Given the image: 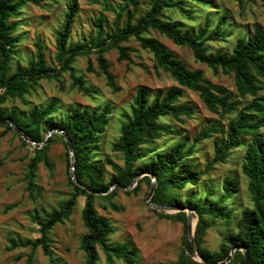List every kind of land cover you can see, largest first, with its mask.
I'll list each match as a JSON object with an SVG mask.
<instances>
[{"label": "trees", "instance_id": "trees-1", "mask_svg": "<svg viewBox=\"0 0 264 264\" xmlns=\"http://www.w3.org/2000/svg\"><path fill=\"white\" fill-rule=\"evenodd\" d=\"M44 0H0V120L12 122L30 140L40 144L46 141L45 135L53 130H64L74 151V174L79 183L86 189L78 186L70 177L73 194L58 208L46 213L43 219H37L39 237L35 240L11 239L8 250L18 248H31L26 264H35L33 253L40 248L43 255L52 257L51 231L57 224L68 220L74 212L79 198L85 199L83 220L87 233L82 240V249L87 254L86 264L99 262L98 247L103 251L108 264H116V260L124 264L137 262V250L128 242H112L111 236L116 232L112 222L99 216L95 208L97 200L101 199L111 205L113 209L120 207L112 203L118 191L128 187L141 173L151 174L157 184L153 202L159 205L185 206L191 208L197 217L195 230V245L191 247L192 257L199 255L206 263H219L224 261L233 248H246L248 264H264V29L257 26L253 33L234 39L229 50H216L210 52V43L226 42L233 35V30H228L227 14L217 22L211 23L207 19L203 26L195 31H185L176 22L172 21L167 11L177 12L184 18L194 21V13L199 9H213L217 0H155L151 9L143 16L136 18V0H124L126 7L122 9L114 20L112 33L103 39V25L105 20L98 18L95 22L97 28V45L116 47L119 51L118 61L130 60V47L120 46L123 41L135 37L140 47L148 50L153 55L154 68L162 69L178 83L179 86L171 87L164 95L157 94L150 100V93L146 87L138 89L137 96L129 112H123L125 123L119 138L113 144V150L124 155V165L119 166L111 159L114 174L109 181L104 179V167L95 160L100 150V136L105 133L110 124L112 114L111 106L106 105L101 111L75 108L67 111L62 117L55 119L56 103L44 108H33L26 118L18 116L15 112L7 113L2 105L8 98H23L29 89L37 85L42 79L58 78L63 72H69L73 87L85 95L91 93L85 81L74 72L73 63L82 55H88L90 49L86 45H69L74 20L79 12V0H70L66 16L60 29L56 32L57 62L59 68L47 65L45 54L37 45L35 60L28 66L11 73L12 60L16 54V47L20 42L15 33L18 30L22 11L27 4L39 5ZM240 6L244 0H236ZM264 2V0H263ZM130 8V9H129ZM218 10L209 13H218ZM124 21L122 25V17ZM154 30L171 40L175 45L189 48L197 62L205 64L216 74L221 72L232 75L239 98L252 97L250 104L238 112L236 118L231 119L227 128L222 123L212 125L198 133L189 146L186 141H179L170 149L157 152L155 148L148 147V142H154L163 135L181 136V130L172 129L170 124L161 121L170 116L179 123H184L185 118H191L193 108L187 103H182L183 89L197 92L203 104L212 112L223 118L236 111L239 101H232L234 94L225 87L214 84L207 79L201 70H190L179 60L177 54L169 50L158 40L146 36ZM94 41V40H93ZM98 56L99 68L107 80V86L114 92L119 91L115 78L111 74L108 61L102 55ZM91 64L88 70L91 71ZM0 126L18 133L9 125L0 122ZM214 135L221 136L216 140L214 156L207 161L205 168L199 169L192 160L198 142L204 141ZM66 148L68 165L70 153L64 136L60 134ZM23 142L26 141L22 138ZM53 142L42 148H34V156L28 165L26 180L32 193L37 186L34 184L38 165L45 161L49 165L46 152ZM243 150L242 172L248 177V189L252 195L253 205L242 211L237 223V232H230L225 238L219 251L213 252L204 245L207 231L213 223L220 218L230 219L233 211L228 208L227 202L239 190V182L233 177H226L220 197L213 198V193L208 192L199 198L188 195L185 198L174 195L169 198L171 190H183L188 185L197 187L206 178L213 166L225 163L234 150ZM155 158L149 159L151 154ZM149 159V160H148ZM143 160L142 164L137 162ZM143 182L151 185L149 175L143 177ZM112 186L115 190L110 192ZM137 188L126 191L128 194L137 192ZM104 193L105 195H103ZM176 194V193H175ZM162 218L176 219L187 224L185 211L176 214L158 213ZM246 257L242 250L235 252L230 264H245ZM171 264H199L190 260L185 250L182 251L178 261Z\"/></svg>", "mask_w": 264, "mask_h": 264}, {"label": "rangeland", "instance_id": "rangeland-1", "mask_svg": "<svg viewBox=\"0 0 264 264\" xmlns=\"http://www.w3.org/2000/svg\"><path fill=\"white\" fill-rule=\"evenodd\" d=\"M69 1L44 0L39 5L27 4L24 7L22 16L19 18L21 22L15 33L20 42L12 60L11 73L26 68L30 61L35 60L37 45L43 50L47 65L59 68L56 59L58 53L56 32L60 29L66 16ZM154 1L136 0V18L133 23L151 9ZM217 1L216 7L221 6L222 9H199L194 13V21L184 18L177 12L167 11V14L185 31H195L197 27L203 26L207 17L211 23H215L224 14H227L226 28L233 30V35L226 42L210 43V52L219 49L229 50L234 39L253 33L257 26L264 29L263 0H244L242 6L236 0ZM125 7L124 0H79V12L74 20L69 45L83 44L91 51L88 55L77 57L73 63L75 74L85 81L86 87L91 91L90 94L85 95L74 88L70 73L63 72L58 78L40 80L37 85L27 91L23 98H8L2 105L7 113L15 112L18 116L26 118L31 109L44 108L54 102L56 103L55 119L75 108L101 111L106 105L111 106L110 124L107 131L100 136V150L95 156L97 163L104 167L105 181H109L114 174L107 159H111L119 166L124 165L123 153L114 151L113 144L121 135L122 125L125 123L122 113L130 111L138 89L146 87L150 93V100H152L157 94L164 95L171 87L179 86L170 74L162 69L154 68L152 53L142 49L135 37L132 36L128 41L120 43L122 47L131 48L130 60L122 62L118 61L119 51L116 47L106 44L101 48L97 45L95 41L97 37L96 20L100 17L105 20L102 35V38L105 39L108 34L112 33L114 20ZM215 10L219 12L209 13ZM146 36L158 40L177 54L179 60L188 69L201 70L211 82L221 85L233 93L235 96L232 101L240 102L236 111L223 118L210 111L203 104L197 92L184 88L181 102L187 103L193 108V116L185 118L184 123H179L170 116L161 119L165 124H170L172 129L181 130L182 135H163L154 142H148L146 148H155L159 153L170 149L179 141H186L190 146L193 138L205 128L218 123H222L227 128L230 120L236 118L238 112L252 101L251 96L246 98L237 96L232 75H225L221 72L216 74L205 64L197 62L189 48L175 45L171 40L154 30H150ZM100 49H102V55L108 61L109 70L119 87L117 92L107 86L106 77L99 68ZM90 64L91 71L88 70ZM1 94L2 90H0ZM47 134L45 135L46 139ZM51 137H53V142L46 152L49 165L44 160L39 163L34 180L37 188L31 193L26 176L28 165L34 156L33 149L36 147L32 142L23 138L26 141L24 143L22 137L14 131L0 126V264H26L32 249L28 247L8 250L10 240H35L39 237L37 219H43L46 213L58 208L74 192L69 180L71 167L68 165L66 148L60 133H54ZM220 138L221 136L214 135L197 143L192 158L197 168H205L207 161L213 158L216 140ZM243 150L244 148L240 147L234 150L225 163L215 164L199 186L188 185L183 190L169 192V198L173 197V194L182 198L188 195L199 198L211 192L213 198L217 199L222 194L226 177L230 176L238 180L239 190L227 202L228 208L233 211L231 218H220L207 231L204 245L213 252L220 250L230 232H237V223L241 218L242 211L253 205L252 195L248 189L249 179L242 172ZM155 155V153L151 154L149 159L155 158ZM142 163L143 160H140L137 165ZM143 177L137 179L131 190L121 189L112 199V203L120 207L119 210L113 209L111 205L101 199L96 201L95 208L99 216L109 219L116 228V232L111 236V241L113 243L128 242L137 250L135 264L174 263L178 261L182 251L185 250L186 241L189 238L187 224L158 215V213L176 214L178 212L176 210H158L151 206L147 202V198L152 183L148 185L143 182ZM153 180L152 177L151 182ZM156 187L155 183V190ZM136 188L137 192L126 193V191ZM114 190L115 188L110 192ZM84 204L85 199L79 198L71 217L63 223L57 224L51 231L52 257L43 255L42 250L38 248L33 253L35 264H86L87 254L82 249V240L87 233L83 220ZM184 211L188 214L187 209ZM196 226L197 217L193 214L194 242ZM98 252L99 262L97 264H108L99 247ZM195 258L198 259V256L196 255ZM116 264L124 263L116 260Z\"/></svg>", "mask_w": 264, "mask_h": 264}, {"label": "water", "instance_id": "water-1", "mask_svg": "<svg viewBox=\"0 0 264 264\" xmlns=\"http://www.w3.org/2000/svg\"><path fill=\"white\" fill-rule=\"evenodd\" d=\"M1 123L5 124V125H9L11 127H13L15 129V131L22 137L24 138L25 140L27 141H30L32 142L36 148H42L44 147L45 145L48 144L49 142V139L51 138L52 134L54 133H60L61 135L64 136V139L68 145V148H69V153H70V164H71V170H70V175H71V178L72 180L78 185L80 186L81 188L83 189H86L85 186H83L81 183H79L75 177V174H74V170H75V167H74V151H73V147H72V144L70 142V139L68 138L67 134L64 132V130H60V129H53L51 130L48 134H47V139L45 142L43 143H36L32 140H30L27 136H25L12 122L10 121H7V120H0ZM146 175H149L151 178L153 177L151 174H146V173H141L139 174L134 180L133 182L128 186V187H125L123 188L124 190H131L134 186V184L137 182V179L141 176H146ZM155 179L153 180L152 182V187H151V190H150V193L148 195V198H147V202L153 206L154 208L158 209V210H176L177 212H180V211H184L185 209H187V217H188V222H187V227H188V232H189V238L187 239L186 241V246H185V254L186 256L192 260V261H195L199 264H228L231 262V260L233 259L234 255H235V252L238 251V250H242L244 252V255L246 257V263L245 264H248V254H247V251H246V248H240V247H236V248H233L231 253L229 254V256L222 262H219V263H206L199 255L198 256V259H196L195 257H192L191 254H190V249L192 246L195 245L194 243V235H193V210L191 208H184V207H180V206H162V205H156L154 204L152 201H151V198L155 192ZM113 188H116V186H112L110 191L113 189Z\"/></svg>", "mask_w": 264, "mask_h": 264}]
</instances>
